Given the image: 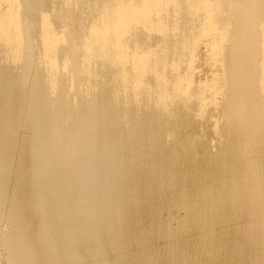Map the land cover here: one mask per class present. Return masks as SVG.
<instances>
[{
    "label": "bare ground",
    "instance_id": "6f19581e",
    "mask_svg": "<svg viewBox=\"0 0 264 264\" xmlns=\"http://www.w3.org/2000/svg\"><path fill=\"white\" fill-rule=\"evenodd\" d=\"M199 128L219 177L192 215L246 218L264 264V0H0V264H151L140 191Z\"/></svg>",
    "mask_w": 264,
    "mask_h": 264
},
{
    "label": "rangeland",
    "instance_id": "374dc122",
    "mask_svg": "<svg viewBox=\"0 0 264 264\" xmlns=\"http://www.w3.org/2000/svg\"><path fill=\"white\" fill-rule=\"evenodd\" d=\"M204 48L202 46L199 50L200 54L198 53L197 80H206L212 75L211 68L206 62L208 51ZM201 59L204 60L201 61ZM204 133L205 131L200 128L195 130V134H200L202 137L206 134L205 138L192 147L179 150L180 155L171 187H165L161 192L148 193L141 189L138 211L131 228L132 237L139 239L138 242L133 239L129 241V253L145 251L151 264H183L184 262L186 264H217L219 262L234 264L239 260L244 264L249 263L251 250L245 237L246 218H243L244 221L230 219L225 222L217 216L195 217L192 215L194 213L191 209L204 206V204L194 205L196 201L202 199L201 187L214 183L215 177H219V174L215 172L216 159L219 158L213 156L217 153L215 137L210 130ZM140 178L141 176L138 182L144 181V178ZM218 212L221 214L220 210Z\"/></svg>",
    "mask_w": 264,
    "mask_h": 264
}]
</instances>
